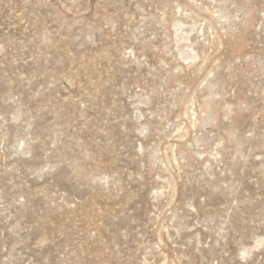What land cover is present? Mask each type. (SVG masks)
I'll return each mask as SVG.
<instances>
[{
  "label": "rangeland",
  "instance_id": "rangeland-1",
  "mask_svg": "<svg viewBox=\"0 0 264 264\" xmlns=\"http://www.w3.org/2000/svg\"><path fill=\"white\" fill-rule=\"evenodd\" d=\"M0 264H264V0H0Z\"/></svg>",
  "mask_w": 264,
  "mask_h": 264
}]
</instances>
